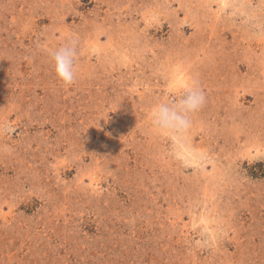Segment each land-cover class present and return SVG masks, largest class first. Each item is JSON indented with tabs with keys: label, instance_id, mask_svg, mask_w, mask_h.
Wrapping results in <instances>:
<instances>
[{
	"label": "rangeland",
	"instance_id": "rangeland-1",
	"mask_svg": "<svg viewBox=\"0 0 264 264\" xmlns=\"http://www.w3.org/2000/svg\"><path fill=\"white\" fill-rule=\"evenodd\" d=\"M0 264H264V0H0Z\"/></svg>",
	"mask_w": 264,
	"mask_h": 264
},
{
	"label": "clouds",
	"instance_id": "clouds-1",
	"mask_svg": "<svg viewBox=\"0 0 264 264\" xmlns=\"http://www.w3.org/2000/svg\"><path fill=\"white\" fill-rule=\"evenodd\" d=\"M57 79L65 87L74 85L78 78L80 56L78 38L73 36L59 48L48 50ZM183 80V77H178ZM169 92L175 100L158 101L150 109L149 118L155 130L161 133H181L191 126V116L202 109L206 96L195 80L181 84L180 89L173 84Z\"/></svg>",
	"mask_w": 264,
	"mask_h": 264
}]
</instances>
